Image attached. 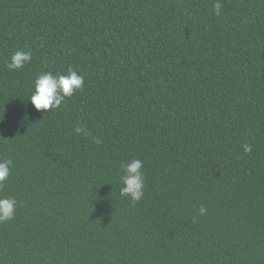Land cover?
<instances>
[{"label":"trees","instance_id":"1","mask_svg":"<svg viewBox=\"0 0 264 264\" xmlns=\"http://www.w3.org/2000/svg\"><path fill=\"white\" fill-rule=\"evenodd\" d=\"M216 2L0 0V264H264V0ZM69 67L83 89L35 110V78Z\"/></svg>","mask_w":264,"mask_h":264},{"label":"clouds","instance_id":"2","mask_svg":"<svg viewBox=\"0 0 264 264\" xmlns=\"http://www.w3.org/2000/svg\"><path fill=\"white\" fill-rule=\"evenodd\" d=\"M222 4L217 0L213 5V12L216 16L222 14ZM32 60V51L29 49L18 50L14 52L6 67L12 70L22 69L27 63ZM84 87V77L78 74L71 67L68 68L67 74H53L45 72L39 74L33 82V90L28 97V101L35 110H53L61 106L62 102L67 97H71L75 92L82 90ZM4 117L0 119L2 122ZM74 131L77 134H83L85 137L91 135L83 126H76ZM94 142L99 144L101 140L94 139ZM241 147L245 154L252 151L250 144H242ZM13 165L11 159L0 160V187H3V182L9 177L10 169ZM143 162L138 158H133L130 161H125L120 164L119 180L122 184L120 195L128 197L131 203L135 204L144 197V173ZM15 197L0 198V223L10 221L15 216L17 207ZM206 212L204 207L199 209V214L203 215Z\"/></svg>","mask_w":264,"mask_h":264}]
</instances>
